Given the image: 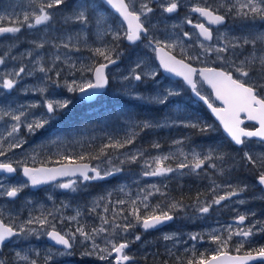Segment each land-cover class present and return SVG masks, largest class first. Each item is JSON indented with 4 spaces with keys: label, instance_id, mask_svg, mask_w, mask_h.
<instances>
[{
    "label": "snow or ice",
    "instance_id": "snow-or-ice-1",
    "mask_svg": "<svg viewBox=\"0 0 264 264\" xmlns=\"http://www.w3.org/2000/svg\"><path fill=\"white\" fill-rule=\"evenodd\" d=\"M151 0H102V3L110 6L115 13L122 18L123 22L127 24V28L124 31L123 38L132 44L138 41L147 40L145 47H149L156 53V58L159 60V65L166 72L173 73L176 76H180L191 88L192 92L199 97L215 117L219 120L223 126V130L230 137L231 141L235 145H244L250 138H258L261 142H264V31H255V21L259 19L264 21V0H224V2L213 5L208 0H202V2L194 3L190 6L189 11L191 13L198 14L202 17L207 25H222L226 21L228 15H232L235 18H240L245 21H252V24H246L248 29L247 33L242 37L235 38V42H229L224 46L206 45L203 42H198L199 47L202 50L200 54L189 55L183 41L179 36L168 35L165 39L157 38L149 33V28L145 27V23L142 21V17H147L150 13H153L155 9L150 5ZM66 4V0H39V3L31 11H25L23 17L13 13L0 14V36L10 34L15 36L21 32V29L25 26L28 29L36 28L40 25H47L53 19V9H59ZM93 9L98 6L95 4L89 5L87 3H81L76 6L71 16L65 17V22L68 20H74L82 25H87L89 17L87 15L88 8ZM182 7L181 0H161L158 8L162 13L173 14L177 13ZM221 9L224 11L221 12ZM184 22L192 25L193 28L198 30V35L203 37L204 41L213 40L212 29L206 26L203 22H193V19L186 14ZM105 23L104 15L101 13L96 17V25L98 28V38H102L103 35L111 32L114 40L121 39L118 31H112L109 26L108 29L100 31L101 26ZM175 27V26H174ZM81 33H77L79 38ZM185 37L191 39L189 32H184ZM73 37L69 36L68 40L71 41ZM86 39V36H85ZM35 45V49H43L45 42H32ZM251 46V51L247 55L236 53L235 49H243L245 46ZM259 45V47H257ZM54 47H59L53 45ZM66 49L70 48V43H62L60 45ZM179 48L180 54L183 58L178 59L173 53ZM232 49L230 56L221 55V53L229 52ZM79 51V48H76ZM94 56L102 57L106 63L93 64L91 66H81L79 71L91 72L94 75V80H87L86 82L77 83L76 80H72L70 83L67 79L64 81V87L68 92H80L85 95L82 96V100H91L98 90L105 89L109 85V77L105 72V69L109 65L115 64L116 59L112 58L111 53L115 51V48H95L90 49ZM215 52L217 54V60H219L224 67H205L196 69L187 60L199 59V55ZM10 55V52L6 51L3 55H0V65H4L6 57ZM28 57H32L33 52L26 53ZM243 56V59H240ZM13 60L17 57H11ZM119 56H117V59ZM42 57L36 59L38 65V71L45 73V78L51 80L52 78L47 75L55 68V62L51 68H46L42 61ZM60 56L54 57V61H59ZM142 62H137L135 67L130 70L128 76H124V80L142 81L146 77L155 79L157 72L155 69L146 72H137L140 69ZM75 67V65H71ZM25 66H20L17 70H13L7 73H0V88L11 91L18 83V79L21 74L25 73ZM31 75L32 73H27ZM72 74V73H70ZM60 71L55 72L56 80H52V83L57 87L59 84ZM199 76L204 83H206L213 91L215 99L220 101L221 106H214L209 102V99L201 95V91L197 86V80L195 77ZM40 93L47 91L46 87L34 89ZM91 90V94H89ZM133 99L144 100L148 103L166 104L169 97L177 96L180 93L173 89H166L163 93H158L156 96L144 97L139 93L126 92ZM72 103L70 99H44L43 107L46 109V113H43L39 118H33L28 120L29 113L23 110V106L20 108L12 109L0 108V120L4 117H9L13 123L10 125V130H7V136L0 135V157L6 156V154L15 148L22 147L25 143L23 138L18 137V134L23 126L26 128L29 134H34L40 129H44L52 119L56 117V114L64 109H67ZM40 104L29 105L30 108L40 107ZM245 121L253 123V127L249 128L244 126ZM168 121L164 124L159 122L153 123L149 120L140 122H132L130 120V127L128 132L122 138H115L111 135L108 136V143L102 144L95 154L89 153L87 155L80 154L79 156L72 158L67 155L60 154L58 160L37 161V155L33 154L31 159L33 164L40 163L39 167H29L26 162H17V166L22 168V174L27 178V182L21 181L15 185L5 187L0 184V197H7L10 199L17 198L23 190L29 186L35 188L37 186L47 184L52 181H57L58 177H79L80 182L104 180L107 177L113 176L115 173L122 171L120 167L113 163V159L119 160L120 164L125 163H137L141 158L145 156L143 150L137 149L135 153H125V159H120L119 156L114 157V153H110L108 150H119L126 148L128 145H132L140 132L146 129L155 127L167 126ZM175 123V121H172ZM183 127L196 129L202 134L208 133L212 129L211 125H201L198 121H193L188 118L187 121H180ZM138 129V131H137ZM12 138L5 146V140ZM55 143V141H53ZM173 145H183L184 140H173ZM153 148L159 149L161 145L159 143H153ZM104 158L101 161V158ZM182 157V159H181ZM244 158L247 164L252 165L258 172L257 182L259 185L264 186V155L253 156L249 152L244 153ZM214 159L223 160L224 155L217 149L209 148L206 152L196 151L194 148L185 152L183 148L178 149V155L174 152L167 154H161L151 156L143 160V176H166L168 173L177 172L181 169H189L190 173L199 175L198 170H203L207 163L209 167L215 169L217 165L211 163ZM88 160H98L101 163L92 165L91 163H85ZM170 160H177L175 167H172L167 162ZM108 164L109 167L102 168V164ZM48 164H55L56 166L49 167ZM17 171V167L13 166L12 162H0V172L12 174ZM183 175V173H181ZM58 188L76 192L78 190L77 180L69 179L67 182H60L55 185ZM152 190L146 191L140 189L141 193H145L140 200V204L143 205L144 215H141V208L135 200L130 201L131 210L127 215L123 216V220L126 223H115V216L120 213H114L113 221H109L107 217H101V225L93 227L88 230L84 224L79 222V217L82 215L80 211H77L74 216L65 217L61 213L59 217L56 213L59 209H53L51 211L43 210L41 206V212L38 216H29V218L19 225L16 224V220L9 213L7 222L4 217V212L0 209V250L6 245L7 242L12 241L13 238L27 239L31 235H36L37 238L41 235H46L56 245L62 246L63 250H57L56 255L59 256H71L72 250L77 245H83L85 251L81 253V257H95L100 261H107L108 264H128L133 260L126 253V249L129 248L130 243L140 241L141 236L135 235L134 240L129 241L127 239L117 242V237L121 234H126L130 229L135 228L137 225L141 226L145 231L149 229L157 228L165 222L172 221L174 216L170 214L176 209H183L184 205L181 201H176L168 205V210L161 207L159 203L149 206L146 201L154 193H160V188L155 184L149 186ZM221 187H227L231 189L223 195H216V190ZM247 186L233 187L231 184L219 185L215 181L212 182L210 192L213 194L212 198L208 201L201 202L199 194L196 197L195 207L199 213H208L213 205H220L222 201L230 200L234 196H238L240 192H243ZM120 191H124L121 187ZM111 196V193H108ZM51 199V197H49ZM105 197H99L98 200L93 201L94 205H98L99 200H103ZM110 202V201H109ZM31 203V201H28ZM117 204L126 203L124 200H119ZM239 203H244L243 200ZM67 207V205H64ZM105 212L108 208L105 207ZM95 211V207L92 208ZM254 215V213H253ZM51 217L52 219H49ZM131 217L135 220L132 223ZM59 219L60 223H64L65 220L72 222L75 221V227H68L66 230H57L56 223L53 221ZM247 219L246 215H239L236 223L243 225ZM259 223V222H257ZM38 224L40 230L36 228L27 227V225ZM109 225V227H105ZM256 224L244 228L238 227L233 230L229 225L225 230L227 235L217 234L219 230L213 229L209 237L212 243L216 244V248L212 250L210 254L200 252L197 255L195 245L191 249H185L189 256L186 260H182L177 256V264H254V262H264V245L250 248L249 250L242 251L245 243H250L249 237L253 236ZM264 231V227L259 229ZM233 236L239 237L237 244L233 250L230 251L229 245ZM97 238H100L103 242H97ZM165 241L175 239V234L164 235ZM189 239L193 241L203 240L204 236L200 233L189 234ZM234 251L235 254H232ZM170 254L171 250H169ZM40 252L33 248L27 250L21 249L15 251L12 264H39ZM54 259V255L49 249L44 256V264H50ZM0 264H8L7 260L0 258Z\"/></svg>",
    "mask_w": 264,
    "mask_h": 264
},
{
    "label": "rangeland",
    "instance_id": "rangeland-1",
    "mask_svg": "<svg viewBox=\"0 0 264 264\" xmlns=\"http://www.w3.org/2000/svg\"><path fill=\"white\" fill-rule=\"evenodd\" d=\"M93 2L96 3V0H66L65 7L61 9L64 13L60 12V9L51 10L53 12V19L47 25H40L33 29H28L25 26L21 29V32L15 36L5 34L0 37V55H3L6 51L10 52V55L6 57L5 64L0 65V73L17 70L20 66H25L26 69L25 73L21 74V77L18 79V83L14 89L8 91L0 88V108L7 109L10 106L12 109H16L23 106V110L29 113L28 120H31L33 118H39L43 113H46V109L42 106L44 99H70L72 100V103L80 102L78 99L79 92H68L67 88L63 86L65 79H67L69 83L72 80H76L77 83L93 80L91 72L84 71L81 73L78 69H80L82 65L91 66L94 63L106 62L102 57L94 56L90 49L108 47L115 48V51L111 53L113 59H116L117 56H119V58L122 57V59L119 64L107 69L106 73L109 77V85L104 92L97 97L98 101H96V105L94 106L99 108L101 106L100 104L104 103V100L110 99L119 100V103L123 104H121V106L118 105L117 107H114L115 110L110 115L105 114L100 117V113L95 112L94 115L97 120L102 119L106 121L111 118V123L117 121L113 125H107V127L104 124L103 126L98 124L97 128H107L109 131H116L124 137L126 132L129 130L130 120L132 122L149 120L153 123L159 122L161 124L168 121L167 126L155 127L140 132L135 142L119 152L117 156H119L120 159H125V153L132 154L135 153L137 149L143 150L145 152V156L137 163H129L125 161V163L120 164L119 160H117V165L122 169V171L115 173V176L102 182L100 185L83 184L82 187L78 186V190L76 192L68 190V193H65L64 190L56 187L55 185H49L46 187L44 193H41L40 197L29 196L26 190L27 188H25L15 199L0 197V209L4 212L6 222L10 213L16 220V224L19 225L23 221L27 220L30 215H40L41 206H43L45 213L53 209H59L60 211L57 213H62L65 217L74 216L77 211H80L82 215L79 217V222L84 224L88 230H91L93 227L100 226L101 217H107L109 221H113L114 213H120V215L115 216V223H126V221L123 220V216L127 215L131 210L130 201L135 200L140 208H143V205L140 204V200L145 193H141L140 189L151 191L152 189L149 186L155 184L160 188L161 192L164 193V195L154 193L148 198L146 203L152 199L158 203H174L176 200H174L173 194L178 195L179 193H182L183 190L184 192H189L190 194L195 191L192 185L186 186L184 182L185 176L195 174L190 173L189 169H181L177 172L168 173L166 176H143L142 172L144 170V159L151 156L167 154L169 152H174L178 155V149L180 148H183L185 152H188L193 148L199 152H206L209 148H214L223 155L227 154V149L221 148L220 145H217L213 138V142H211L212 140H210V138L205 140L201 135L195 134L194 129L182 126L180 121H187L188 118H191L193 121H197L199 113L197 114L196 108L191 107V101L188 100L189 95L186 94V88L183 84L178 83V81L168 79L161 74L158 65L154 61V52L151 48L145 47L147 40H143L140 44H136L134 46L128 45L126 49H124L122 48L123 45L121 47L119 42H114L111 32L103 35L102 38H98L96 17L102 12L93 9L92 7H89L87 11L89 21L86 26L74 20H68L65 22V17L71 16L78 4L87 3L92 5L94 4ZM0 3V6L2 7L0 9V14L15 12V14L19 15L22 19L23 13L34 9L39 3V0H0ZM104 18L105 23L101 26L100 31H104L109 27V23H106V17ZM241 23L242 24L238 23L240 28L234 26L232 29H229L230 31L228 30L226 33L223 32L220 34L222 37L226 35L229 41L204 44L222 47L229 42L234 43L235 38L242 37L247 33L248 29L245 25L252 24L253 22L243 20ZM111 29L112 31L119 32L118 28L111 27ZM253 30L264 31V21L257 19ZM77 33H81L79 38H77ZM69 36L73 37L71 41L68 40ZM165 38L166 37L161 39ZM33 41H43L45 42V47L43 49H35V45L32 43ZM62 43H70V48L66 49L60 46ZM53 45H57L59 47H54ZM184 46L189 55H197L202 52L199 47V43H184ZM77 47L79 48V51L76 50ZM257 47H259V45ZM29 51L33 52L32 57H28L26 55ZM232 51V49H229V52L221 53V55L230 56ZM242 51L244 55H247L248 52L251 51V46H245L243 49H235L236 53H241ZM124 52L125 56L123 57L121 54ZM174 53L180 54L179 48H177ZM57 55L60 56V60L54 61V57ZM13 56L17 57V59L13 60L11 58ZM38 57L43 58L41 63H43L46 68H51L55 62V68L47 73V75L52 78L51 80L45 78V73L38 71V65L35 62ZM240 59H243V56H240ZM187 61L193 64L197 62L204 65H212L217 62L221 63L217 60V54L214 51L199 55V59ZM137 62H142V66L140 69H137V72H146L155 69L157 72L155 79L146 77L142 81L124 80L123 77L130 74V70L135 67ZM71 65H75V67L73 68ZM221 65L223 64L221 63ZM221 67H224V65ZM56 71L61 72L59 77V87L52 83V80L57 79L55 76ZM29 72L32 74L28 75L27 73ZM42 87L47 88V91L43 94L34 90ZM199 88L201 93L207 92L203 85H199ZM166 89L176 90L180 94L169 97L168 100L170 99V102L167 101L166 104H163L160 110H158V108L156 110L151 108L146 110L149 112V115L151 111L153 112L152 117L147 115L144 117H137L135 112L131 115L128 108L127 110L123 108L132 100H137L131 98L126 94V92L139 93L141 96L149 97L156 96L158 93H163ZM182 99L183 102L189 101L188 104L185 103L188 108H185L184 105H182L180 102ZM121 100L125 101L123 102ZM137 101H143L145 104L149 105L152 104L153 107L161 106V104L148 103L144 100ZM32 104H40L41 106L30 108L29 105ZM90 107H93V104H91ZM69 108L70 105L67 109L59 111L54 119L74 114L76 108ZM172 121H175V123H172ZM198 122L201 124L200 120ZM12 123L13 121H11L9 117H4L0 120V135L6 137L7 130H10V125ZM56 125L58 124L50 122L44 129H40L34 134H29L26 128L22 126L20 132L16 135L23 138L25 143L22 147L15 148L8 152L6 156L0 160L4 161L6 159L7 161L12 162L13 166H16L17 162L20 161L16 160V157L25 148L30 153L32 148L36 150H39V148L42 149L45 145L44 142H48L50 146L53 147V151L57 150L67 152L68 148H71V143L73 144V139L66 138L61 135L60 133H62V131H60V129L57 133H54L53 127ZM212 129L214 131L213 127ZM210 133L213 135L212 131ZM11 139L12 138H7L5 140V146H7L8 141ZM106 139H108V136H106ZM173 140H184V144L173 145ZM53 141H55V143H53ZM78 142L81 145L83 138ZM154 142L159 143L161 147L159 149L153 148L152 144ZM260 144L261 143L259 142L253 141L246 142L242 148L235 147L233 150H231V148L229 149L231 153L229 159H244L243 161L247 163L244 158L245 152H249L253 158L264 155V144ZM45 149L47 150L48 148L46 147ZM222 161L226 163L224 159ZM222 161L214 159L211 163H215L217 165V163L221 164ZM177 162V160H170L167 163L172 167H175ZM219 164L217 165V168L213 169L206 163L203 170H198L200 177L205 179L203 182L204 186L202 188L203 194H199L200 201L204 202L212 198L213 194L209 190L213 181L219 185L231 184L233 187H244L246 185L247 187L245 190L240 192L238 196L232 197L230 200L222 201L220 205H213L208 213L202 214L197 211L194 206L196 200L192 201V204L186 203L183 209H176L170 213L175 215L176 218L174 222L170 224L171 228L169 230H164L162 228L161 230L144 231L141 226L137 225L135 228L130 229L128 233L121 234L116 238L118 243L124 239L132 241L134 240L135 235L141 236L140 241L130 243L129 248L125 250L130 257H133V260L128 262V264H152L150 263V260L147 263V257L149 256L153 257V264H157L156 260L158 259H154V257L159 255L160 252L168 253L167 257L171 259L173 264H177L176 257L179 256L182 260H186L189 253H186L185 249H191L193 245H195L197 255L200 252H205V250H207V253L210 254L212 250L216 248V244L212 243L209 234L212 233L213 229H217L219 230L217 234L226 236L227 232L225 230L229 225L232 226L233 230H236L238 227L247 228L252 224L257 225L256 229H254L255 234L249 237L250 243H245L242 251L264 245V231L259 230L264 227V215L261 216V211L258 209V207L263 208L264 205H258L256 202L258 200L264 201V192L257 184V170L254 168L256 173L254 177L250 175H245L243 177H228L224 176L223 169L220 168L221 166ZM232 165L234 166V164L229 166L233 167ZM229 166L226 165L224 168L229 169ZM201 171L205 175L202 176V174H200ZM181 173H183V175ZM222 177H224V179H222ZM21 181L26 182L19 173L13 177H7L5 175L0 176V184H3L5 187L15 185ZM121 187L124 188V191L119 190ZM182 188L183 190H181ZM230 190L231 189L227 187H221L216 190L215 194L223 195ZM108 193H111V196H108ZM102 196L105 197V199L99 200L98 205H94L93 201L98 200V198ZM49 197H51V199H49ZM158 199L161 202L158 201ZM119 200H124L126 203L122 205L117 204L116 202ZM241 200H243L244 203H239ZM28 201H31V203H28ZM64 205H67V207H64ZM93 207H95V211H92ZM105 207L108 208L107 212L104 210ZM242 214L247 216L243 225L231 222L232 219H236ZM57 217L59 216L57 215ZM49 219L52 218L49 217ZM129 219L132 220V223H135L134 219L130 217ZM53 222H56L57 228H62L64 225L63 230H66L68 227L74 228L76 224L75 221L69 222L67 220H65L64 223H60L59 219ZM27 227L40 230V226L36 225H27ZM105 227H109V225H105ZM262 232L263 234H261ZM192 233H200L204 236V239L198 241L190 240L189 234ZM166 234H175V239L165 241L163 237ZM239 239V237L233 236L229 245L231 250L235 248ZM97 242L101 243L103 246V242L100 238H97ZM28 248L38 250L40 255L42 250L43 252H48L50 249L54 255V259L52 261L81 259L84 261L83 264H108L107 261H100L94 256L81 257V253L85 251V248L80 244H77L73 248V254L71 256L62 257L56 255L58 249H55L45 242V235H41L39 238H37L36 235H31L27 239L22 237L13 238V240L7 243L0 251V258H4L8 262L12 260L15 251H19L21 249L27 250ZM169 250H171V253L173 254H170ZM167 257H163V259H168ZM162 263L169 264L168 261H163ZM62 264L74 263L72 261H67Z\"/></svg>",
    "mask_w": 264,
    "mask_h": 264
},
{
    "label": "trees",
    "instance_id": "trees-1",
    "mask_svg": "<svg viewBox=\"0 0 264 264\" xmlns=\"http://www.w3.org/2000/svg\"><path fill=\"white\" fill-rule=\"evenodd\" d=\"M175 54L182 57L181 54H178V53H175ZM96 62H97V60H96ZM215 66H223V65H221V63L217 62L215 64ZM185 92H186V94H188L187 89L185 90ZM121 101L124 102L125 100H121ZM168 101L170 102V99ZM180 102L182 103V105H184L185 108H188V106L186 104H188L189 101L183 102V99H182V100H180ZM121 104H123V103H119V100H112V99L104 100V103L100 104L101 106L99 105L100 106L99 108H97L95 106L90 107V106H86V104H83L81 106L82 110L81 109L78 110L77 113L74 112V114H72L71 116L63 117L65 119H63L62 117H59L58 120L55 121V123L58 125L53 127L54 133H57L58 130L60 129V131H62V133H60L61 135H64L66 138H72L73 144L71 143V145H70L71 148L67 147L68 148L67 152H65V151L61 152V151H57V150L53 151L52 150L53 147H51L48 142H44L45 145L43 146L42 149L39 148V150H36V149L32 148L30 153L25 148L18 155V156L22 157L21 159H19L20 161H18V162H26L28 165L40 164L38 162L36 164H33V161L31 159V156L33 154H38L37 155V161H47L49 159L55 161V160H58L60 158V154L67 155V156H70L72 158H75V157L79 156L80 154H85V155H87L89 153L95 154L102 144L108 143V139H106V136L115 135L116 137H121L120 135L113 133L112 131H111V133L113 135L110 133L105 134L106 132L104 130L102 131V129L97 128L98 124H100V126H103V124H104L107 127V125H113L114 123H111L110 117H109L110 119L106 120V121L100 119V120H98V123H97L96 116L94 115L95 112L100 113V117L104 116L105 114L110 115L115 110L114 107H117L118 105L121 106ZM161 107H162V105L158 106V107H153L152 104L149 105V104H145L143 101L141 102V101H137V100H132L128 105H126L123 108H125L126 110L128 108L131 112V115H133V112H135V114H137V117H140V116L144 117L145 115L152 117L153 112L151 111L150 115H149V112H147L146 110H148L149 108L154 109V110H156L158 108V110H160ZM194 108H196L197 114L199 113V116H201V117H204V115L208 114V112L200 104H198L196 107L194 106ZM201 125H205V123L203 121H201ZM64 126H66V127L64 128ZM215 126L217 127L218 125L216 124ZM217 129H218V133H215V131L211 130L213 132V135L209 134V133L202 134L199 131H197L196 129H194V133L197 135L198 134L201 135L202 138L205 140H207V138H210V140H212L211 142H213V139H214L215 142L217 143V145H220L221 148L227 149V154L224 155V160L226 161L227 164L224 163V161H222L221 164L217 163V165L219 164L221 166L220 168L223 169L224 176H228V177H231V176L232 177H241L242 176L243 177L245 175H250V176L254 177L256 175L254 168L252 167V165L245 163L243 161L244 159L243 160H239L236 158H235L236 160L229 159L230 155H231L229 149L232 148L231 150H233V148H235V147L230 145V143L224 138V136L222 135V133L218 127H217ZM82 138H83V142L80 145L78 141ZM260 145H262V144H260ZM46 147L48 148L47 150L45 149ZM123 149H125V148L119 149L118 151L113 150V149H109L108 151L110 153H114V157H115ZM103 159L104 158L102 157L101 161ZM85 161L90 162L93 165L101 163V161H98V160H91V161L85 160ZM113 163L117 165L118 164L117 159L114 158ZM231 164H234V166L232 165L233 167H230L229 165H231ZM226 165L229 166V169L224 168V166H226ZM102 167L107 168V167H109V165L104 163V164H102ZM200 174H202V176L205 175L202 171L200 172ZM222 179H224V177H222ZM204 180L205 179L203 177L201 178L200 175H197V174H191L189 176H185L184 177L185 185L186 186L192 185V187H194L195 191H193V192L191 191L192 193L190 194L189 192L188 193L184 192V190L182 188L181 189V190H183L182 193H179L178 195L173 194L174 200L181 201L183 203V205H185L186 203L192 204V201L196 200V197L198 194H203L202 188L204 186V184H203ZM192 187H191V189H192ZM158 201H160V200H158ZM256 202L258 205H264V201H262V200H258ZM154 203L157 204L158 202L154 200ZM166 203L161 202L159 204L162 205V207L165 210H168V205L171 203L170 202L167 203L168 205ZM258 209H260L261 216H263L264 215V207L263 208L258 207ZM144 211L145 210L141 209V215H144ZM57 215L60 216V214H58V213L56 214V216ZM261 234H263V232ZM247 250H249V249H247ZM244 251H246V250H244ZM167 254L168 253H161L160 252L159 255L154 257V259L155 258L158 259V260H156V263L157 264H165L162 262L168 261L169 264H173L171 259H169L167 257ZM163 257H165V258L167 257L168 259H163ZM152 258L153 257H150V256L147 257V263L150 260V263L153 264ZM8 264H12V261H8Z\"/></svg>",
    "mask_w": 264,
    "mask_h": 264
},
{
    "label": "flooded vegetation",
    "instance_id": "flooded-vegetation-1",
    "mask_svg": "<svg viewBox=\"0 0 264 264\" xmlns=\"http://www.w3.org/2000/svg\"><path fill=\"white\" fill-rule=\"evenodd\" d=\"M71 1H75V0H71ZM160 2H161V0H151L149 6L153 7L155 9V11L153 13H150L146 18L145 17L141 18L142 21L145 23V27L149 28L150 35L156 36L157 38H160V39L164 38V37H167L168 35H174V36H179L180 39L183 41V43H189V44L190 43L195 44V43H198V42H203V43H206V44H211V43H214V42H227V41H229L227 39L228 37L226 35L222 37V36H220V34L223 33V32L226 33L229 29H232L234 26H237V28H240L239 24H242L241 21H243L240 18L236 19L232 15H228L226 17L225 23L222 24V25H207V22L202 17H199L198 14L191 13L189 11V8H190V6L192 4L197 3V2H202V0H181L182 7L179 9V11L177 13H173V14L162 13V11L158 8V5H159ZM208 2L213 4V5H218V4L222 3V2H224V0H208ZM93 3L98 6L95 9L97 11H99V12H102L104 14V17H106V23H109V26H111V27L119 29V33L121 34L120 35L121 39H119V40H114L113 39V40H114L115 43L119 42L120 46L122 47V45H123L122 48L126 49V47L128 45H126V42H125L126 39L123 38L124 31L126 30V26L123 23V21L121 20V18L119 17V15L117 13H115L114 10H112L110 7H108L104 3H102L100 0H96V3L95 2H93ZM68 5H70V4H68ZM64 7H65V5H63V6H61L59 8L60 12L64 13V11L61 10ZM1 8L2 7L0 6V9ZM223 11L224 10L221 9V12H223ZM97 14H98V12H97ZM186 14L193 19L194 23L195 22H203V23L206 24V26L210 27L212 29V33H213V40L204 41L203 37L198 35V30L197 29L193 28L192 25H189V24L185 23L184 19H185ZM184 32H189L190 35H191V39H189V37H185L183 35ZM143 40L144 39L142 38V41ZM142 41H138L135 44H132L131 46H134L136 44H140ZM121 55L124 57L125 56V52L122 53ZM121 59H122V57L117 59L118 60L117 64L120 63ZM194 65L195 66H199V67H201V66L221 67V66H215V64L204 65L202 63H197V62H195ZM195 79L197 80L198 88H199V85H203V87H205L203 82L199 79L198 76L195 77ZM205 89H206L207 92L206 93L202 92L201 94L206 96L213 105L217 106V104L215 103V101L213 99V96H212V93H211L210 89L207 88V87H205ZM199 90H200V88H199ZM187 95H189L188 100L191 101L192 105L191 104L190 105H191L192 108H194V106L196 107L198 104H200L202 107H204V105L200 101H197V100H195L194 98L191 97V93L190 92ZM95 103L96 102L92 103L93 106L96 105ZM82 105H83V103H81V102L72 103V104H70V108H76L75 112L77 113L78 110H80V109L82 110V107H81ZM88 106H91V104L88 105ZM95 107H97V106H95ZM63 119H65V118H63ZM53 120H55V119H53ZM53 120H51V121H53ZM199 120H200V122L203 121L206 125H212V127H214V129H215L214 130L215 133H218V129H217L218 126L217 127L215 126L216 125L215 120L210 115L209 112H208V114L204 115V117H201V116L199 117L198 116L197 121H199ZM244 126L252 128L251 125H249V124H245ZM65 127L66 126H64V128ZM210 132L211 131H209V134H211ZM0 162H4V161L0 160ZM14 167H16V166H14ZM18 173H19V170L17 168V171L15 172V175L18 174ZM0 176H4V175L0 174ZM69 179L77 180V183H80V187L83 185L80 182L81 179L78 178V177H73V178H69ZM69 179H67L65 181H62V182H67ZM57 183H59V182H57ZM84 183L85 184H89V185H96L97 184V183H94L93 181H86ZM54 185H56V183ZM45 189H46V187H43V188H39L38 190L34 191V190H29L27 188V193L31 197H40L41 193L43 194ZM62 190H64L65 193H68V190H65V189H62ZM32 225L33 226H35V225L39 226L38 224H32ZM170 228H171V225H168V226H165L163 229L164 230H169ZM56 249H58V248H56ZM58 250H63V249H58ZM46 254H47V252H43V250L41 251V255L39 257V264H44V256ZM67 261H72L75 264H83V262L80 259H73V260H71V259L68 260L67 259L65 261L64 260L63 261H51L50 264H62V263L67 262Z\"/></svg>",
    "mask_w": 264,
    "mask_h": 264
},
{
    "label": "water",
    "instance_id": "water-1",
    "mask_svg": "<svg viewBox=\"0 0 264 264\" xmlns=\"http://www.w3.org/2000/svg\"><path fill=\"white\" fill-rule=\"evenodd\" d=\"M106 5H107V4H106ZM121 19H122V18H121ZM124 23H125V22H124ZM125 24H126V23H125ZM126 26H127V24H126ZM126 41H127V40H126ZM127 43L132 44V43H130L129 41H127ZM174 55H175V54H174ZM177 58H178V59H181V58L178 57V56H177ZM155 60H156V63L158 64V66H159V68H160V71L163 73V75H165L166 77L172 78V79H179V80H181V81L183 82V84H184V85L190 90L191 96H192L194 99H196L197 101H200V102L205 106L206 110L210 113V115L214 118V120H215V121L218 123V125L220 126V128H221L223 134L226 136V138H227V139H228V140H229V141H230L235 147L240 148L242 145H235L234 142L231 141L230 137H229V136L227 135V133L223 130V126L220 124L219 120L215 117V115H214V114L211 112V110L207 107V105L204 103V101H202L201 99H199V97H197V96L192 92L191 88L186 84V82L183 80V78L180 77V76H176V75L173 74V73H168V72H166L162 67H160V65H159V60L156 58V53H155ZM186 62H187V61H186ZM116 63H117V60H116ZM116 63H115V64H116ZM188 63H189V62H188ZM190 64H191V63H190ZM97 65H98V64H97ZM112 65H114V64H111V65H109L108 67H110V66H112ZM191 65H192V64H191ZM192 67H194V68H196V69H201V68H205V67H214V66H202V67H197V66L192 65ZM105 72H106V69H105ZM92 76H93V80H94V75H93V73H92ZM198 77H199V76H198ZM199 79L203 82V80H202L200 77H199ZM203 84H204L205 87H207V88L210 89L214 101L218 104L217 107L221 106L220 101H218V100L215 99V95H214L212 89H211L206 83L203 82ZM104 90H105V89L98 90V91L95 93V95L93 96L92 99H94L98 94L102 93ZM89 94H91V90H89ZM78 95H79V97L82 98V96L85 95V94L79 92ZM92 99H91V100H92ZM91 100H85V101H91ZM209 102H210V101H209ZM210 103H211V102H210ZM214 106H216V105H214ZM245 123H252V122L245 121ZM252 124H253V123H252ZM248 140H255V141H259V142H261L258 138H250V139H248ZM262 143H264V142H262ZM85 163H86V162H85ZM28 166H29V167H33V166H30V165H28ZM39 166H41V165L39 164V165H37V166H35V167H39ZM47 166H49V167H53V166H56V165L53 164V165H47ZM0 173H2V172H0ZM5 174H7L8 176H11V175H13L14 173H12V174L5 173ZM21 174H22V168H21ZM22 177L27 181V178L24 177L23 174H22ZM66 178H69V177H58V178H57V181H52V182H49V183H47V184H43V185L37 186V187H35V188L29 186V188H30L31 190H37L38 188H41V187H43V186H45V185L53 184V183H56V182H58V181L64 180V179H66ZM70 178H71V177H70ZM107 178H108V177H107ZM257 183H258V182H257ZM258 185H259V184H258ZM259 186L262 188V190H263V192H264V186H261V185H259ZM236 220H237V218L233 220V223H236ZM244 222H245V221H244ZM168 223H170V221L165 222L164 224L158 226L157 228H160V227H162V226H164L165 224H168ZM157 228L149 229V230H155V229H157ZM47 241H48L50 244H52V245H54V246H56V247H62V246H60V245H56V244H55L53 241H51L48 237H47ZM257 262H259V261H257ZM254 263H255V262H254Z\"/></svg>",
    "mask_w": 264,
    "mask_h": 264
},
{
    "label": "bare ground",
    "instance_id": "bare-ground-1",
    "mask_svg": "<svg viewBox=\"0 0 264 264\" xmlns=\"http://www.w3.org/2000/svg\"><path fill=\"white\" fill-rule=\"evenodd\" d=\"M107 6H108V5H107ZM108 7H110V6H108ZM92 78H93V76H92ZM185 190H186V189H185ZM173 216H174V219H173L172 221H170V224L173 223L174 220H175V215H173ZM233 220H234V219H232L231 222H233ZM232 254H235V253H232ZM129 262H131V261H129ZM258 263H264V262H260V261H259V262H255L254 264H258Z\"/></svg>",
    "mask_w": 264,
    "mask_h": 264
}]
</instances>
